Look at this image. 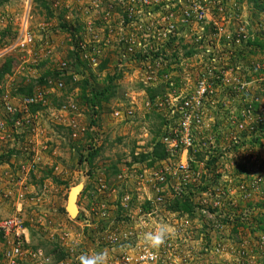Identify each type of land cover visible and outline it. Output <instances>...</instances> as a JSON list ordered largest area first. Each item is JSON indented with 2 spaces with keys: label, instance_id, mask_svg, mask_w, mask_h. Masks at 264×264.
Instances as JSON below:
<instances>
[{
  "label": "rangeland",
  "instance_id": "374dc122",
  "mask_svg": "<svg viewBox=\"0 0 264 264\" xmlns=\"http://www.w3.org/2000/svg\"><path fill=\"white\" fill-rule=\"evenodd\" d=\"M12 215L17 264H264V0H0ZM157 224L174 234L137 260Z\"/></svg>",
  "mask_w": 264,
  "mask_h": 264
},
{
  "label": "built area",
  "instance_id": "2783aa9c",
  "mask_svg": "<svg viewBox=\"0 0 264 264\" xmlns=\"http://www.w3.org/2000/svg\"><path fill=\"white\" fill-rule=\"evenodd\" d=\"M25 24V21H23L22 26ZM30 41V36L27 30H25V27L22 28V34L20 38L17 40V46L20 48L25 47V45L28 44ZM33 100L31 97H26L25 102H22V105H25L27 102H31ZM19 107V106H17ZM4 108L7 112H12L15 110V106H12L9 104V102H5ZM18 112H22L21 108H17ZM183 166L182 164H180ZM21 220L17 215L9 216L3 220L0 221V233L2 236H11L10 240V246L8 251L6 252L4 256V260L2 264H17V259L21 258L23 255V243L24 239L20 236L21 231ZM149 251H142L140 254L137 255V260H143V261H149L150 259H147Z\"/></svg>",
  "mask_w": 264,
  "mask_h": 264
},
{
  "label": "clouds",
  "instance_id": "9594fccd",
  "mask_svg": "<svg viewBox=\"0 0 264 264\" xmlns=\"http://www.w3.org/2000/svg\"><path fill=\"white\" fill-rule=\"evenodd\" d=\"M173 234L174 229L165 224H157L151 230L145 231L142 236L143 244L146 250H151L146 258L155 261L157 259L155 251L162 247ZM79 243L75 241L77 246ZM108 262L107 250L93 251L91 254L81 253L78 257V264H108Z\"/></svg>",
  "mask_w": 264,
  "mask_h": 264
},
{
  "label": "water",
  "instance_id": "95a60500",
  "mask_svg": "<svg viewBox=\"0 0 264 264\" xmlns=\"http://www.w3.org/2000/svg\"><path fill=\"white\" fill-rule=\"evenodd\" d=\"M76 188L71 187L67 199H66V204H65V209L69 213V215H74L76 213V208H75V195H76Z\"/></svg>",
  "mask_w": 264,
  "mask_h": 264
}]
</instances>
